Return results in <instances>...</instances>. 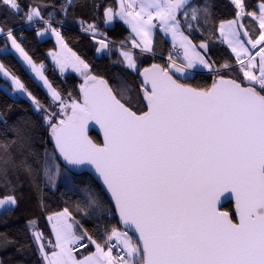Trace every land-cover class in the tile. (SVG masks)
Segmentation results:
<instances>
[{
  "label": "snow or ice",
  "instance_id": "snow-or-ice-1",
  "mask_svg": "<svg viewBox=\"0 0 264 264\" xmlns=\"http://www.w3.org/2000/svg\"><path fill=\"white\" fill-rule=\"evenodd\" d=\"M0 45V264H264V0H0Z\"/></svg>",
  "mask_w": 264,
  "mask_h": 264
},
{
  "label": "trees",
  "instance_id": "trees-1",
  "mask_svg": "<svg viewBox=\"0 0 264 264\" xmlns=\"http://www.w3.org/2000/svg\"><path fill=\"white\" fill-rule=\"evenodd\" d=\"M228 0H217L218 4H224L227 3ZM257 0H249L250 4H254L256 3ZM81 14L86 15L87 14V10L86 9H80L79 10ZM66 30H67V34L69 37H71V39L69 40V46L76 51L78 54H82L85 55L86 58H88L89 60H91L94 65L98 66L99 69L101 71H105L109 74H112L116 71H118V69L113 66L112 61L116 59V56L113 55L111 58L105 56V57H98L95 56V52H94V48H93V41L91 40L90 36L82 33L80 31V29L72 24H69L66 26ZM109 36L116 41H119L120 39H123L124 36L127 35V31L124 30L121 26V24L116 23L114 24L111 28L107 29ZM29 37V39L31 40V33H26ZM2 46V45H0ZM33 46H35L36 48V55L40 56L41 54H46L47 50L49 48H52L54 46V42L48 38L47 40H43L41 41L39 44H34ZM27 47V46H26ZM45 63L49 66V72L47 73L50 77H54L56 79V81L59 83L60 81V76L59 73H52L51 72V64L49 63L48 59L45 60ZM17 67L19 68V65H17ZM18 74H20L22 76L23 79L28 81L29 87L32 88L40 97L41 99H44V90L42 88L37 87L32 80L28 79V76L25 75L24 72H19ZM198 81H200L201 83L207 81L208 83L211 82V78L208 76H205L203 79H201L200 77L197 78ZM77 82L74 81L72 79H69L68 84L64 85L65 87L70 86L72 83ZM0 84H3V81L0 80ZM23 107H28V102L26 100L21 101ZM90 135L93 136V138L100 140L99 135L97 132L94 131H90ZM85 181H87V177L83 178ZM232 205L231 203L226 204L224 207L225 209L230 208ZM23 221L21 220L20 223H22Z\"/></svg>",
  "mask_w": 264,
  "mask_h": 264
},
{
  "label": "water",
  "instance_id": "water-1",
  "mask_svg": "<svg viewBox=\"0 0 264 264\" xmlns=\"http://www.w3.org/2000/svg\"><path fill=\"white\" fill-rule=\"evenodd\" d=\"M90 131L97 132L98 135H99L100 140H102V133L100 132L98 126L92 127V128L90 129ZM223 203H224V206H225L226 204L231 203V201H227V200H225V201H223Z\"/></svg>",
  "mask_w": 264,
  "mask_h": 264
},
{
  "label": "rangeland",
  "instance_id": "rangeland-1",
  "mask_svg": "<svg viewBox=\"0 0 264 264\" xmlns=\"http://www.w3.org/2000/svg\"><path fill=\"white\" fill-rule=\"evenodd\" d=\"M50 39L54 42V45H55V38L54 37H50ZM95 56H97L96 54H95ZM48 61H49V63L51 64V58H48ZM26 100V99H25ZM27 101V100H26Z\"/></svg>",
  "mask_w": 264,
  "mask_h": 264
}]
</instances>
